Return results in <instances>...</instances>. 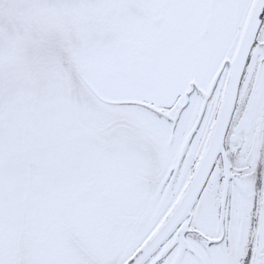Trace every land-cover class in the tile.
<instances>
[{
  "label": "snow or ice",
  "instance_id": "obj_1",
  "mask_svg": "<svg viewBox=\"0 0 264 264\" xmlns=\"http://www.w3.org/2000/svg\"><path fill=\"white\" fill-rule=\"evenodd\" d=\"M0 264H264V0H0Z\"/></svg>",
  "mask_w": 264,
  "mask_h": 264
}]
</instances>
